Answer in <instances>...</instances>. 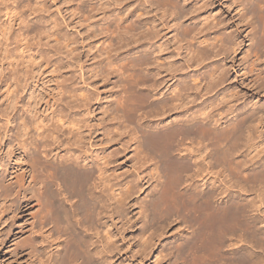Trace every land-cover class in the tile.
<instances>
[{
    "label": "bare ground",
    "instance_id": "1",
    "mask_svg": "<svg viewBox=\"0 0 264 264\" xmlns=\"http://www.w3.org/2000/svg\"><path fill=\"white\" fill-rule=\"evenodd\" d=\"M61 1L77 23H84L86 38L97 39L88 52L95 48L93 58L100 59L90 67L88 78H116L114 103L103 110L119 121L114 126L117 134L127 126L124 121H131L135 133H140L141 150L133 166L142 169L150 159L160 163L153 170H159V180H164L149 202L164 224L160 229L174 222L184 226L174 234L171 252L157 254L156 264H264L259 241H264L260 225L264 223V101H242L237 89L227 84L236 68L232 55L250 39L238 70L257 93H264V0L227 1L230 7H240L236 15L246 27L236 34L219 32L222 21L213 24L209 0H138L134 19L114 13L109 0H53L58 10ZM0 6L5 17L0 21V79L5 87L0 118L6 122L0 123V149L6 150L7 158L0 161V202H8V218L3 216L0 222L10 219L12 237L14 227L16 236L26 235L13 244L18 254L39 257L55 246L58 255L50 264H114L119 254H114L116 235L108 218L103 219L109 217V195L126 182L112 185L107 174L111 158L99 153L94 157V150L84 149L86 144L93 147L92 137L86 136L76 114L60 124L49 123L51 116L56 117V104L65 108L60 112L71 115L67 110L82 112V106L87 108L100 96L91 98L85 90L89 82L75 45L78 41L64 38L63 43L59 22L46 0H0ZM152 8L164 15L147 17ZM34 36L48 42L55 36L54 41L62 44L59 48L72 46L75 59L52 61L49 55L46 59L38 46L33 49ZM219 55L224 57L217 61ZM73 66L80 72V82L70 77L59 80ZM49 67H54L55 82L46 76ZM70 86L74 87L69 90ZM66 92L75 103L64 105L61 97L57 101ZM59 127L66 129L62 138ZM100 130L108 143L120 142L110 130ZM133 190L125 185L116 192L121 211ZM17 218L27 220L17 226ZM97 222L107 230L102 240ZM146 231L141 230L139 239ZM154 239L150 235L140 240L139 264H145ZM253 247L262 252L253 255Z\"/></svg>",
    "mask_w": 264,
    "mask_h": 264
},
{
    "label": "rangeland",
    "instance_id": "2",
    "mask_svg": "<svg viewBox=\"0 0 264 264\" xmlns=\"http://www.w3.org/2000/svg\"><path fill=\"white\" fill-rule=\"evenodd\" d=\"M107 1L106 0H101V1L96 0L95 2H107ZM109 1H111V2H110V4H108L109 5L108 7H110V9L113 10L114 13H116V12L118 13L120 11L124 15V17H126L128 15H130L131 19H134L136 17L137 13L134 12V8L138 6V3H137L138 0H119V1L118 0H109ZM227 1L228 0H209L210 7L207 9V11H208V13L211 12L212 18H214V21H213L214 25L218 21H222L221 27L219 29L220 31L218 30L219 32H225L226 31V32H232V33L236 34V30H240V29L244 30L246 27L241 25V23L238 19V16L236 15V13L238 12L237 9L240 10V7L239 8L235 7V6L230 7V5H228L229 3H227ZM54 3L55 2H53V0H46V4L50 7L49 10L52 13V17L53 18L57 17V21L59 22V29L58 30L61 31V33L59 35L62 37L64 36L63 37V43H64V38H66L68 40L76 39V41H78L77 44L75 43V45L78 48L77 52L79 50L81 51V56H80V59L82 61L81 65L82 66L84 65L83 69L85 72L86 81L89 82V85H87L85 87V90H87L90 93L91 98L92 97H94V98L98 97L99 93H100V96L98 97V100H93L94 103L92 101L91 105L89 103V106L87 108H85V106H82L81 107L82 112L76 111L75 108L71 111L68 108L69 110H67L66 113L71 112L70 113L71 115H69V114L67 115V114H65V112H63V113L60 112V110L64 107L56 104L54 107L56 117L54 118L53 116H51L49 118V123L50 124H53V123L54 124H60V122H62L61 120L66 121L65 120L66 118H72V115L76 114V116L78 117L77 122H79L80 125H84V130H85L86 136L91 135V137H92L91 143H93V147H90L89 144H86V146L84 147V149H86L88 151L87 153L92 152V150H94V154H93L94 157H96V155L99 153V154H103V155L107 156V158H111L110 159V165L108 166L107 174L110 175L111 183L112 182L114 183V184L112 183V185H116L118 180H121L122 182H126V184H125L126 186L127 185L133 186V189H135V190H133L134 192L132 193V195H130L128 197L129 199H127L125 201V204L123 205L124 207L122 208L123 209L122 211L120 210L121 207H119L118 203H117L118 202L117 201L118 195L116 192L119 193L120 190H122V188L124 189L125 185L122 186L123 183H121L122 187L120 186L119 190H117L115 192V194H112V192H111V194L113 196L111 194L109 195L111 200H109V204H108L109 208H108L107 214L110 218L105 217L103 220H107V218H108V223L110 225V228L109 227L108 228L110 229V231L114 232L116 235L114 240L117 242L118 248L116 249L114 254L116 252H118L119 254H118V256L114 257L113 263L114 264H118L120 262H122L123 264H139V263H141V261H143V259H142L143 256H140V253L138 251L140 248L139 242H140V240L145 238V236L147 238L150 235H154L155 236L154 243H153L152 247H150L147 250V254H148L147 257L148 258L144 259L145 260L144 262H145V264H156L155 259H156L157 254L162 250L165 251L166 253L171 252V247H173V242H174V239H173L174 236L177 235V233H179V230L182 227L184 228V226L181 227V225L178 222H174V223H171L170 225H168L165 230L160 229L161 224H163V223H161L162 220L157 219L158 216L157 215L155 216V213H154V211H152L151 206L149 204L150 200H152V197L157 193L156 189H160L159 181L164 180V178H161L159 180V175H160L159 170L157 172H155L153 170V169L157 168V166L159 167L160 163L157 162L156 159H152V160L150 159L147 161V164L145 163V165L143 166L144 168L142 167V169H139L140 168L139 164L138 165L136 164V166H133L134 162L137 161L136 153H138L141 150V148L138 147V141L140 142L142 139L140 137V133H135V130L133 128L135 125L133 123H129L131 121H124L125 123L123 124V126L124 125H127V126H125L123 128L122 135H118L117 129L114 128V126H116L119 121L111 120L112 117H111L110 111H104L103 110V108L107 109L108 106H110L112 103H114V99L116 96L113 95V91H115L118 88L117 86H115L116 78L109 79V81H106V78H102L101 75L93 76L91 79L88 78V76L92 73L91 71H89L90 67H95L96 63L98 64L97 58L99 56H97V57L95 56L96 58H93V53L95 52L96 49L93 48L90 53L88 52L89 45L93 46V42L97 41V39H94V38L93 39H90V38L87 39L86 38L87 29L84 26V23L81 25L79 23H77V21H78L77 18L73 14H71V11L69 9H67V7H66L68 4L66 5L65 2L59 3L58 6L62 8V9L60 8L59 9L60 11H59L57 9V7L54 6ZM57 10L59 11L58 13H57ZM61 12H62V14L59 15ZM154 13H157L159 16L161 14L164 15V13H161L160 10L157 11L156 9L153 10V8H152L151 12L149 14H147V17L152 16V15L154 16ZM101 15H99V16H101ZM44 16H45V18H47V12L44 13ZM62 16H63V18H62ZM169 17H167L168 21H170V19H171V17L170 18ZM4 18L5 17L2 15V12L0 11V21L3 20ZM19 22H20L19 20L14 21L15 24H14V30H13L14 34L13 35L17 34L16 32H17V29L19 26ZM67 23L69 25H67ZM169 24L174 26V21L169 22ZM213 30L215 33L217 32L216 31L217 28H216V30H215V28ZM249 30H250V28L246 31H249ZM246 31L243 34L244 36L248 33ZM174 33H175L174 31L171 32V34H169L168 37L173 36ZM54 38H55V36L50 38L49 42H48L47 38H44L43 40H41L38 37H36V39H35V36H34V38H31L32 40L30 43L32 44L33 49L35 48L34 49L35 51L40 49V51H42L44 56L47 57V55H49L48 57L52 58V59H50L47 57L46 59H48V60L50 59L53 61L56 58L57 59L61 58L62 60H60V61H63V60L67 61V58L74 60L77 52H74V53L70 52V48L72 46L59 48V46L62 44L56 43L54 41ZM82 43H84V44H82ZM250 44H251L250 39L245 40V44L243 45V47L237 53L232 55V57H235L236 68L232 69L230 71V73H229L230 77H229V80L227 81V84H230L231 88L237 89V91L239 92L238 95L240 96V98L241 97L243 98L242 101H247V102L250 100L264 101V93L263 92L257 93V90H255V88L252 87L251 84H248L247 83L248 81H245V76L242 75L243 70H241V71L238 70L239 69L238 65L242 61V57L246 53ZM39 45H40V47H39ZM98 45H100V43ZM37 46H38V48H37ZM36 48H37V50H36ZM47 49H50V50H48V51H50L49 53H47L48 52ZM53 49H57V51L54 52ZM31 51L33 52V50H31ZM57 52H59L60 54L59 53L57 54ZM223 57H224V55H219L215 59L217 61H220L221 59H223ZM41 58H43V57L41 56ZM98 59H100V57ZM262 59L264 60V56H262L261 60ZM45 64L47 65L48 61ZM75 66H76V64H75ZM73 69H74V66L67 69L69 72L68 71L64 72L63 76L59 77V80L63 81L65 79L64 77H67V78L70 77L71 80H73V81H75L77 79L75 83H77V82L79 83L80 82V76H79L80 72L74 71ZM55 74H56V72L54 73V67H49L48 71L46 72L47 78H49L51 76L52 81L55 82L54 81L56 79ZM51 79L49 80V82L51 81ZM78 85H81V84H78ZM71 87H74V86H70L68 89L70 90ZM3 90H5V87L2 85V81L0 79V108H2L1 105L5 103V99H4L5 94H3V92H4ZM59 97H61V102L64 105H65V102H70V101H71L70 102L71 104L75 103V102H72L73 98L70 97V92H66L64 95L57 96L56 97L57 101H59V99H58ZM78 102H81V100L78 99ZM235 103L236 104L238 103V107H241V105H242L239 102H235ZM81 105H83V102H81ZM2 119L3 118H0V120L2 121V122L0 121L1 124L4 123V120H2ZM4 124H6V122ZM99 124H102L101 125L102 129L106 128V129L110 130L111 135L114 134V136H116L120 140V142H117L116 144L108 143L109 141L103 138L104 135H103V133H101L102 130H100L101 128H99V126H100ZM124 129L126 131H124ZM63 133L66 134L65 127H63V128L59 127V135L61 136V138H62L61 134H63ZM130 137L133 140L132 143H131ZM136 146H137V148H136ZM5 152H6V150L0 149V161L1 162L6 161V159H7L5 157ZM62 153L63 152H61V154ZM141 153H142L141 155L144 156L143 155L144 153L143 152H141ZM114 159H115V162H112V160H114ZM153 167H155V168H153ZM1 168H2V166H0V169ZM150 168H152V169H150ZM149 171H151V172H149ZM1 173H2V171H1ZM96 173L98 174V172H96ZM138 174L142 175V176L140 177ZM150 174H152V175H150ZM141 178H144V179L142 180ZM157 186H159V187L157 188ZM153 188H155V189H153ZM4 202H0V220H1V217H3V216L8 218V216L6 214L8 212L7 211L8 210V204H7L8 202L7 201H4ZM116 206L118 207V210H120V211L117 210ZM117 212H119V213H117ZM154 216L156 217V219L152 220V218H154ZM6 218H4V220ZM26 220H27L26 218H24L22 220L17 218L15 223L17 226H20V224L24 225ZM7 221L0 222L1 223L0 224V264H46V262L48 264L53 258L54 259L56 258V255H58V253L56 252L58 247L56 248L55 246L54 247H48L47 250L45 249L44 251H42V253H41L42 255L40 254L39 257H38V255H35V254H34V256L33 255L28 256L26 254L24 255L23 253L18 254L16 252V250H15L16 248L13 244H14V242H17V241L23 239L26 235L25 236L24 235L23 236L22 235L16 236V233H17L16 231H18V230L15 229L17 227H14L15 230L12 229L14 236L12 237L11 236L12 234H10V232H9L10 231L9 227H10L11 221H10V219H8ZM260 225H261V228L264 230V223H260ZM96 226L100 230V232L98 233V240L104 239L105 232L107 231L105 226L100 225V222H97ZM142 228L144 230H147V231L145 233V236L143 238L139 239V235L141 233V230H143ZM151 233H153V234H151ZM94 240H97V238L96 239L94 238ZM259 241H260V243L261 242L263 243L261 245L264 248V241L261 239H259ZM250 245H249V248H250ZM106 247H107V245H106ZM257 248H256V251H255V247L252 248L253 255H255L254 254L255 252H258V251L262 252V250H259L260 248H258V249ZM47 258H48V260H47Z\"/></svg>",
    "mask_w": 264,
    "mask_h": 264
}]
</instances>
